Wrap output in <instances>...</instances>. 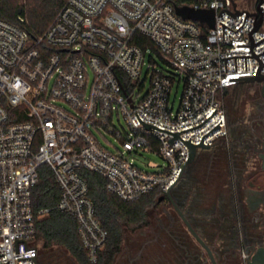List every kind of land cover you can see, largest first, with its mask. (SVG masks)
I'll return each mask as SVG.
<instances>
[{"label": "built area", "instance_id": "built-area-1", "mask_svg": "<svg viewBox=\"0 0 264 264\" xmlns=\"http://www.w3.org/2000/svg\"><path fill=\"white\" fill-rule=\"evenodd\" d=\"M174 2L67 0L36 38L0 18V263L42 264L36 221L50 209L35 211L32 199L41 166L53 172L60 188L57 208L76 218L88 261L95 264L109 234L96 218L81 170L106 178L107 189L123 201L157 188L166 194L188 167L189 144L213 145L229 135L222 94L241 83L231 78L256 75L260 64L246 57V70L245 57H237L236 71L235 57L226 58V72L222 58L252 55L250 46L238 44H251L260 0L254 10L236 2L239 12L256 13L244 24L247 12L221 15L225 9L236 13L232 0ZM176 5L213 9L214 26L180 16ZM260 6L264 10V2ZM222 22L228 26L225 37ZM137 35L154 48L136 43ZM252 36L254 44L264 38V17ZM152 51L171 71L151 63L142 78ZM253 51H264V40ZM259 57L264 62V53ZM182 82L175 110L172 90ZM122 119L129 130L117 126ZM105 131L121 140L116 151L102 145L98 135ZM146 149L162 156L163 169L150 172L136 165L133 153Z\"/></svg>", "mask_w": 264, "mask_h": 264}, {"label": "flooded vegetation", "instance_id": "flooded-vegetation-1", "mask_svg": "<svg viewBox=\"0 0 264 264\" xmlns=\"http://www.w3.org/2000/svg\"><path fill=\"white\" fill-rule=\"evenodd\" d=\"M249 129L243 132L248 137L240 144L239 150V153H246L245 162L233 161L230 168L234 173L232 181L229 186L218 190L214 200L207 199L204 186L194 187L197 177L194 182L179 180L171 191L174 202L167 196L160 199L159 206L165 217L157 219L156 236L144 239L139 248H145L152 241L157 242L156 245L169 248L172 257L159 258V253H156L151 264H209L204 252L198 251L199 247L188 241L187 235L194 236L174 203L209 244L219 264H249L256 249L264 246V185L258 178L264 172V113L257 127ZM206 202L210 205L205 206ZM181 227L184 231L179 230ZM168 236L174 243L170 246L165 241Z\"/></svg>", "mask_w": 264, "mask_h": 264}, {"label": "trees", "instance_id": "trees-1", "mask_svg": "<svg viewBox=\"0 0 264 264\" xmlns=\"http://www.w3.org/2000/svg\"><path fill=\"white\" fill-rule=\"evenodd\" d=\"M66 1L67 0H25L23 4L19 5V0H0V18L19 24L32 37L36 38L46 31ZM174 3L182 5L184 0H175ZM20 8H22L21 13H19ZM19 15L24 17L23 22L19 21ZM134 41L144 48H154L147 37L137 35ZM251 84L252 83H239L235 86L238 88L241 87L239 90L241 91L242 89L248 88ZM255 84L259 85L260 95H258L261 97V84L257 82H255ZM229 89L230 88L225 89V94L229 93ZM240 98L241 96L239 95L235 101L236 109L234 110V119L230 120L229 106L224 104L227 110V119L229 121V134H231L230 136L222 138L227 139L224 141L225 144L220 152V155L230 160V167L228 166V168H226L229 173L227 172L228 175L225 178L224 187L229 186L232 181L234 173L232 170L230 171V168L233 165V157L235 154H241L239 153L241 149L240 144H243L248 137L245 133L250 128L249 125L244 124L245 106L248 102L247 99H245L244 104L238 106V99ZM257 119L258 118L253 119L254 121L252 120V127L256 128L255 125L258 123ZM234 125L240 128L236 130ZM243 132L245 133L243 134ZM220 139L221 138L218 140ZM232 142L235 144L233 147L231 144ZM237 147H239V150H235ZM242 154L246 153L242 152ZM201 155H203V153ZM199 163L204 164L201 159H196L193 164H190V166L188 165L189 168H187L191 169L189 170V175L192 173L193 169L194 171H199L197 168ZM212 167L213 161L207 162L208 169L206 168L207 174L205 177L207 182L210 181L209 177L211 175L209 171ZM39 172V182L33 189V207L35 211L49 208L50 212L46 216L37 219L36 238L43 241L44 247L60 246L65 248L79 264H92L88 261L87 250L78 235V223L76 218L57 208L60 188L53 172L46 165L41 166ZM81 175L88 183L89 195L95 204L96 218L109 234L106 245L101 251L100 260L95 264H113L117 255L121 252L125 229L129 226L136 228L146 223L149 211L152 208L158 207L160 199L166 196V194L163 193L161 189L157 188L137 200L127 202L121 200L117 195L107 189V180L103 176L84 169L81 170ZM41 263L43 264L42 261Z\"/></svg>", "mask_w": 264, "mask_h": 264}, {"label": "rangeland", "instance_id": "rangeland-1", "mask_svg": "<svg viewBox=\"0 0 264 264\" xmlns=\"http://www.w3.org/2000/svg\"><path fill=\"white\" fill-rule=\"evenodd\" d=\"M25 0H19V5L23 4ZM238 7L240 9H250L254 10L258 0H236ZM153 52V58L151 61L150 58V53L148 52L145 57V63L143 67V75L142 78H145L147 69L151 63L156 66L157 69H161L163 71H171V67L165 62V60L162 58L161 55L156 53L155 51ZM151 75L148 76L146 79V84H145V90L143 91V95L147 91V89L150 86V80ZM184 88V83L182 82L179 85V89L177 91V83H175L173 90H172V98L171 101L175 100V110L178 108L179 103H180V98L183 92ZM246 88V87H245ZM241 89L238 87H231L229 90L228 94H225V92L222 94V100L224 104L229 106V115H230V120L234 119L235 116V101L237 100V97L240 95L241 98L238 99L239 103L238 106L241 104H244V100L247 99V104L245 106V118H244V124L249 125V127H252L253 125V119L258 118L257 122H260V119L263 116L264 113V99L260 95V88L259 85L252 83L251 85L248 86L246 89ZM259 94V95H258ZM250 96V97H249ZM255 97V98H253ZM261 117V118H260ZM229 118V117H228ZM253 120V121H252ZM229 122V121H228ZM117 126L123 130L122 125L125 127V129L129 130V127L124 119L121 120V124H119L118 121H116ZM258 124V123H257ZM257 127V125H255ZM228 128H229V123H228ZM234 128L236 130L240 127L234 125ZM233 129V127H232ZM124 131V130H123ZM229 134L228 136H230ZM99 139L102 143L103 146L108 148L111 151H116L117 147L121 146V140L118 139V137L112 133L109 132H104L103 136L98 135ZM220 139L216 142V144L208 149L209 151H204V150H199L196 159H201L204 164L199 163L197 165L198 172L192 170V173L189 175V170H186L185 174L183 175L182 179L184 180V183L188 182H194L195 178H198V182L194 185H200L205 187V192L207 194V199L209 201L214 200L216 193L220 188L224 187V182L225 178L227 177V169L228 166L230 167V160L227 158H224L223 155H220V152L222 150L223 145L225 144V140ZM232 144V143H231ZM230 144V145H231ZM235 150H239V147H237ZM203 153V155H201ZM246 154H238L233 157V160L237 162V160H240L241 163L244 161L246 158ZM213 158V159H212ZM133 159L140 168L150 171V172H156L160 171L165 167V161L160 156L157 152H154L152 150H140L137 152L133 153ZM194 160V162H195ZM213 161V167L211 168L210 172V181H206L205 177L207 174V162ZM253 161V160H252ZM253 162H258V161H253ZM193 164V163H192ZM190 166V165H189ZM246 166V165H245ZM243 167V166H242ZM251 167V165H250ZM200 168V169H199ZM208 169V168H207ZM262 172V171H261ZM229 173V172H228ZM260 177V181L264 185V172H262L258 178ZM181 185L180 187H182ZM205 206H209L210 203L206 202L204 203ZM160 217L164 218L165 215L162 213L161 206H158L156 208H152L149 211V214L147 216V221L146 223L136 227L132 228L131 226L127 227L125 229V235H124V242L123 246L121 249V252L117 255L116 260L114 261L113 264H151L152 261L156 258V253H159V258H171L172 254L169 251V248H164L160 247L159 245H156L157 242H151L148 246L145 248H139L142 241L144 239H152L156 236L157 234V224L158 220ZM180 231H184L183 228H179ZM166 233V231H165ZM188 236V241L192 245H197L199 247L200 252H204L205 255V260L209 264H211V261L209 259V256L206 252V250L203 248V246L198 243V241L192 237L190 234ZM171 240V241H170ZM165 241L170 246L173 243V240L171 236L165 237ZM35 245L38 247L39 250V257L40 260L43 262V264H79L76 259L63 247L60 246H53V247H44V243L42 240H39L36 238L35 240ZM160 250H159V249ZM242 260H244V257H242Z\"/></svg>", "mask_w": 264, "mask_h": 264}, {"label": "water", "instance_id": "water-1", "mask_svg": "<svg viewBox=\"0 0 264 264\" xmlns=\"http://www.w3.org/2000/svg\"><path fill=\"white\" fill-rule=\"evenodd\" d=\"M234 2V8L236 9V2L234 0H232ZM264 2V0H260V3L258 4V8L261 12V16L259 18H257V14L256 13H249L246 10H242L241 12H239L236 9V13L233 14L229 9H225L221 12V15L224 13H228L230 15H232L233 17H236L238 14H242L243 12H247L244 22L246 21L247 15H252V14H256V18L254 20V27L249 31V36L251 39V44H238V46H250V51L252 52V55H236V56H230V57H224L222 59H225V64H226V72H227V60L226 58H231V57H235V63H236V71H237V57H245V64H246V70H247V61H246V57H255L260 66L258 69V72L256 75L253 76H246V77H239V78H231V80H237L240 81L241 83H260L261 84V95L264 99V74H261V68L264 65L263 60L259 57V55H261L262 53H264V51H262L259 54H256L255 51H253V46L260 43L261 41L264 40V38L260 41H258L257 43L254 44V37L252 36L253 31H255L258 26L261 23L262 18L264 17V10L263 7L260 6V4ZM176 11L177 13L187 19H193L196 21H199L202 24H205L206 26L212 28L214 26V22H215V11L213 9H201V10H196L192 7H188V6H178L176 5ZM22 12V8L19 9V13ZM242 24V25H243ZM241 25V26H242ZM222 26H223V36H224V28L228 27L227 25H225L222 22ZM240 26V27H241ZM239 27V28H240ZM230 28V27H229ZM239 28L235 31L237 32L239 30ZM231 29V28H230ZM234 31V30H233ZM225 37V36H224ZM147 127H151L150 125H147ZM178 136V135H176ZM212 147V145H205V144H200V145H193V144H189V150H190V157L189 160L187 162V165H190L194 162L199 150H208ZM263 168H264V160H263ZM175 187L172 186L169 191L166 193V196L172 201L174 202V200L172 199L171 196V191L172 189ZM175 208L179 211V213L181 214L184 222L186 223L188 229L190 230V232L193 234V236L197 239V241L205 248L212 264H219L215 258V255L212 251V249L210 248L209 244L199 235V233L196 231V229L192 226V224L188 221V219L185 217L184 213L182 212L181 209H179L177 207V205L174 203ZM0 256H3V253L0 254ZM4 263H8V262H4ZM2 264V263H0ZM249 264H264V246H260L256 249V251L252 254V256L249 259Z\"/></svg>", "mask_w": 264, "mask_h": 264}]
</instances>
